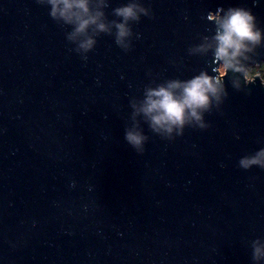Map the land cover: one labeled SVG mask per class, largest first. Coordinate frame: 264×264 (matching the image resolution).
<instances>
[{"label":"water","instance_id":"water-1","mask_svg":"<svg viewBox=\"0 0 264 264\" xmlns=\"http://www.w3.org/2000/svg\"><path fill=\"white\" fill-rule=\"evenodd\" d=\"M141 2L131 48L102 33L84 60L50 5L0 0V264H254L264 169L238 162L264 147L262 77L237 90L229 72L205 129L169 140L138 117L145 151L124 137L145 85L218 74L212 51H189L210 12L243 6L264 29V0Z\"/></svg>","mask_w":264,"mask_h":264},{"label":"clouds","instance_id":"clouds-1","mask_svg":"<svg viewBox=\"0 0 264 264\" xmlns=\"http://www.w3.org/2000/svg\"><path fill=\"white\" fill-rule=\"evenodd\" d=\"M50 5L49 15L59 24L71 26L66 39L75 45L74 51L86 60L87 53L94 49L97 37L102 33L114 35L117 46L128 51L134 35L132 22H139L141 16H151L150 7L141 0H128L113 9L118 19H109L105 13L108 0H37ZM214 22L212 35H204L202 42L192 46L193 54H207L212 51L217 67V75L201 70L189 79H167L162 83L155 81L145 85L142 99L133 97L130 106L131 126L125 128V140L137 153L145 151L144 145L149 137L144 133L140 119L148 124L152 132L166 139L181 136L186 126L205 129V113L213 107L219 108L228 96L225 77H229L233 88L240 90L243 85L253 83L247 73L254 64L257 48L264 45V29L257 24L251 9L231 6L208 14ZM115 30V31H114ZM251 62V63H249ZM264 84V82H261ZM155 84V86H153ZM239 166L245 170L252 166L264 169V147L254 154L239 159ZM254 264L264 261V240L257 237L251 242Z\"/></svg>","mask_w":264,"mask_h":264},{"label":"rangeland","instance_id":"rangeland-1","mask_svg":"<svg viewBox=\"0 0 264 264\" xmlns=\"http://www.w3.org/2000/svg\"><path fill=\"white\" fill-rule=\"evenodd\" d=\"M264 63V62H263ZM262 63L259 64V66ZM248 79L250 80H254L257 76L262 77V81L264 82V67L262 68L261 66L258 67V65L253 66L249 69L248 73H247Z\"/></svg>","mask_w":264,"mask_h":264},{"label":"trees","instance_id":"trees-1","mask_svg":"<svg viewBox=\"0 0 264 264\" xmlns=\"http://www.w3.org/2000/svg\"><path fill=\"white\" fill-rule=\"evenodd\" d=\"M260 66L263 68V67H264V63H262ZM260 66H259V64H258V67H260Z\"/></svg>","mask_w":264,"mask_h":264}]
</instances>
